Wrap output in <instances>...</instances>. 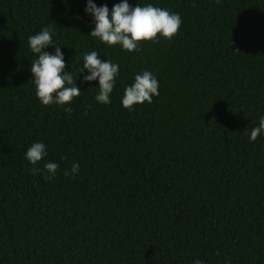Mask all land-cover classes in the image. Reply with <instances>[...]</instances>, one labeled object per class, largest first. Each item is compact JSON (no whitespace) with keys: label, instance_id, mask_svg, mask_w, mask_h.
I'll use <instances>...</instances> for the list:
<instances>
[{"label":"trees","instance_id":"obj_1","mask_svg":"<svg viewBox=\"0 0 264 264\" xmlns=\"http://www.w3.org/2000/svg\"><path fill=\"white\" fill-rule=\"evenodd\" d=\"M128 2L178 13V33L128 52L90 35L88 0H0V264H264V133L250 141L264 116V0ZM45 28L81 90L63 106L39 101L30 71L29 37ZM92 51L119 65L109 104L83 81ZM144 71L159 95L130 111L125 89Z\"/></svg>","mask_w":264,"mask_h":264},{"label":"clouds","instance_id":"obj_2","mask_svg":"<svg viewBox=\"0 0 264 264\" xmlns=\"http://www.w3.org/2000/svg\"><path fill=\"white\" fill-rule=\"evenodd\" d=\"M85 11L94 17V27L90 33L92 37L99 38L109 46L120 45L128 52L139 50L138 44L141 42L157 43L158 36L171 41L182 24L178 13H170L152 4L143 7L137 4L132 7L128 0L115 4L111 12L106 4L98 7L92 0H88ZM51 32V29L45 28L29 37L31 51L38 54V59L32 62L30 71L39 101L45 106L51 104L63 106L80 96L81 90L77 87V82H74L71 72L65 71L67 65L64 53L54 42ZM50 46L55 47L54 54L46 51ZM85 71L90 74L83 75L84 82L90 83L97 80L99 82V94L95 99L101 104L111 103L110 94L119 73V65L109 60L102 61L98 53L92 51L84 55L81 74ZM158 87V80L151 72L144 71L136 75L134 84L125 89L122 99L123 107L131 111L134 105L143 104L146 101L151 103L153 96L159 95ZM66 111L70 113L72 109L69 107ZM262 133H264V116L259 118V125L250 130V141H256ZM245 134H248L247 129ZM45 156L46 145L39 142L33 143L25 154V158L33 166ZM58 168L59 165L55 162L46 163L44 165L45 179H52ZM31 171L39 174L40 169L33 167ZM78 172L79 164L74 163L71 168L73 178ZM65 175H69L68 170L65 171ZM195 264H203V262L197 259Z\"/></svg>","mask_w":264,"mask_h":264}]
</instances>
